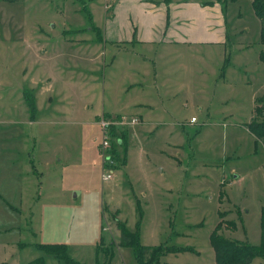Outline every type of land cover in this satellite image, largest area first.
<instances>
[{
    "label": "rangeland",
    "instance_id": "1",
    "mask_svg": "<svg viewBox=\"0 0 264 264\" xmlns=\"http://www.w3.org/2000/svg\"><path fill=\"white\" fill-rule=\"evenodd\" d=\"M225 1L226 47L151 53L89 46L104 0H0V264H69L58 245L76 264H139L118 221L152 264H218L213 233L261 246L262 23L252 0Z\"/></svg>",
    "mask_w": 264,
    "mask_h": 264
},
{
    "label": "crops",
    "instance_id": "2",
    "mask_svg": "<svg viewBox=\"0 0 264 264\" xmlns=\"http://www.w3.org/2000/svg\"><path fill=\"white\" fill-rule=\"evenodd\" d=\"M162 1L114 0L112 9L109 12L105 9L103 26L96 25L93 21L89 31L96 34V39L90 41L89 46L101 48L102 45H109L114 49H122L137 45L149 48L154 53L155 48L228 45L229 28L225 16V0H171L169 4ZM105 6L106 0L104 8ZM73 42L79 45L82 41ZM42 52L43 56L47 54ZM257 102L256 109L261 108L259 100ZM144 109L146 115L138 116L144 120L143 126H149L153 124L151 121L154 119V109ZM159 118L157 114V121H160ZM197 123L198 120L195 123L190 121L191 125ZM158 124L161 123L157 122Z\"/></svg>",
    "mask_w": 264,
    "mask_h": 264
},
{
    "label": "trees",
    "instance_id": "3",
    "mask_svg": "<svg viewBox=\"0 0 264 264\" xmlns=\"http://www.w3.org/2000/svg\"><path fill=\"white\" fill-rule=\"evenodd\" d=\"M162 2L169 4L171 0H163ZM255 13L261 20V44L264 46V0H252ZM261 60L264 63V50L262 51ZM31 107L34 109L33 101ZM258 108V113L263 116L261 122H252L249 126L253 136L264 145V113ZM119 230L121 232V245L124 247H132L135 250L136 258L139 264H152L156 258L155 249L146 247L140 242L139 231H130L124 223L119 222ZM261 246L256 247L242 242H233L221 238L217 233L211 236L212 247L215 250L218 264H252L255 259H260L264 263V208L262 210V226H261ZM102 240V239H101ZM45 250L54 254L60 260H67L69 264H76L69 259L67 250L64 245L48 246ZM161 255H159L160 257Z\"/></svg>",
    "mask_w": 264,
    "mask_h": 264
},
{
    "label": "built area",
    "instance_id": "4",
    "mask_svg": "<svg viewBox=\"0 0 264 264\" xmlns=\"http://www.w3.org/2000/svg\"><path fill=\"white\" fill-rule=\"evenodd\" d=\"M113 2L114 0H106V6H105V9L107 12H109L112 7H113ZM196 122V119H192L191 123H195ZM106 122H103V125L106 126L107 124H105ZM111 123V122H110ZM136 123V122H135ZM102 125V124H101ZM103 127V126H102ZM105 146L107 147L108 144L106 143ZM113 178V172L112 171H104L103 174H102V181L103 182H109L110 180H112Z\"/></svg>",
    "mask_w": 264,
    "mask_h": 264
}]
</instances>
